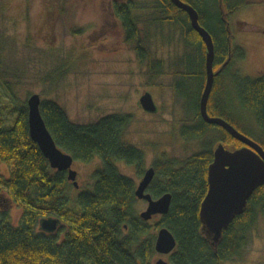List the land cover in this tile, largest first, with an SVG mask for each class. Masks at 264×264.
<instances>
[{
  "label": "trees",
  "instance_id": "16d2710c",
  "mask_svg": "<svg viewBox=\"0 0 264 264\" xmlns=\"http://www.w3.org/2000/svg\"><path fill=\"white\" fill-rule=\"evenodd\" d=\"M182 1L199 12L202 27L213 38L215 71L231 55L230 62L215 79L208 113L234 125V115L221 96L222 82L231 67L246 58V52L232 44L228 20L221 11V0H213L217 7L214 16L206 11L210 0ZM156 4V19L159 23L166 21L179 25L185 48L184 56L172 61L171 67L163 60L148 62L150 77L158 79L170 71L176 79L171 86L175 99L186 102L187 113L193 115L191 121L180 127L184 140H201L211 131H219L215 138L217 142L213 146L205 143L201 151L182 163L167 160L155 165L157 176L149 193L155 199L171 193L173 200L169 213L152 226L135 212L138 200L135 181L122 174L115 165L117 161H124L136 166L140 174L143 172L144 153L124 138L132 122L131 116L111 114L92 124L79 125L70 120L56 101H42V115L59 148L83 163L92 162L96 157L103 161V168L94 173V189L73 197V186L66 173L53 169L30 137L27 101L23 104L17 101L18 107L8 109L0 94V165L7 164L11 169L8 178L0 175V195L11 200L22 213L18 225L12 224L6 213L0 215V264H155L157 234L152 229L164 227L177 240L169 264H223L244 257L250 232L257 224L259 214H264V186L255 191L245 212L224 231L215 250L202 233L200 220L201 204L209 187L208 167L213 162L214 147L218 143L229 149H238L243 144L224 129L207 124L201 117L206 47L192 28L188 14L170 0H157ZM223 4L230 15L245 2L242 0L235 5L223 0ZM136 8L131 2L115 1L111 5V17L122 27L125 42L135 45L134 49L145 63L148 56L142 47L140 21L133 16ZM229 77L237 100L255 116L261 131L259 144L264 148V74L256 79L239 74H229ZM13 112L16 115L10 126L9 115ZM50 216L62 219L64 233H61L62 229L53 234L40 230V220Z\"/></svg>",
  "mask_w": 264,
  "mask_h": 264
},
{
  "label": "rangeland",
  "instance_id": "374dc122",
  "mask_svg": "<svg viewBox=\"0 0 264 264\" xmlns=\"http://www.w3.org/2000/svg\"><path fill=\"white\" fill-rule=\"evenodd\" d=\"M115 1L137 6L133 16L140 21L147 62L141 61L135 45L125 42L122 27L111 17V5ZM228 1L236 5L242 0ZM156 2L0 0V94L3 103L8 109H14L30 95L40 94L42 101H56L70 120L79 125L92 124L111 114L131 116L132 122L124 138L144 153L143 172L140 174L136 166L124 161H117L115 165L135 181L136 187L144 171L152 165L167 160L182 163L201 151L205 143L213 146L220 134L211 131L204 139L184 140L180 127L191 121L193 115L187 113L186 102L175 99L171 86L176 79L170 71L158 79L150 77L148 62L163 60L171 67L172 61L184 56L185 48L180 26L166 21L159 23L156 19ZM244 2L243 7L230 15L225 8L232 44L242 47L246 58L234 64L223 78L221 96L234 115L236 129L259 143L261 131L255 116L237 100L229 77V74H239L256 79L264 74V0ZM206 11L216 15L213 0L207 4ZM212 25L216 26L214 22ZM49 79L51 82H47ZM146 91L154 95L160 113L150 114L142 109L139 101ZM15 115L16 112L9 115L10 126L14 124ZM73 168L79 172L80 188L70 183L73 186L71 195L76 197L82 191L94 189V173L103 168V161L99 157L89 163L74 161ZM10 170L9 165H0V175L5 178L10 176ZM6 198L0 195V215L6 213L10 222L18 225L22 213ZM147 207V201L137 200L136 214L140 217ZM160 219L154 216L147 222L154 226ZM152 230L158 234L159 230ZM159 259L168 262L169 255L157 254L153 263ZM223 264H264V214H259L250 232L244 257Z\"/></svg>",
  "mask_w": 264,
  "mask_h": 264
},
{
  "label": "water",
  "instance_id": "95a60500",
  "mask_svg": "<svg viewBox=\"0 0 264 264\" xmlns=\"http://www.w3.org/2000/svg\"><path fill=\"white\" fill-rule=\"evenodd\" d=\"M177 8L186 12L192 28L200 35L206 47V83L200 98V114L204 122L224 129L232 138L243 144L242 147L230 150L223 143L214 147V159L208 167V192L202 201L200 220L202 233L217 249L223 238L224 231L229 228L234 219L242 215L255 191L264 186V148L248 136L241 133L234 125L221 117H211L208 104L216 77L231 60V55L223 66L215 71V45L211 34L202 27L199 12L182 0H170ZM221 11L226 19V10L221 0ZM227 27L230 29L229 22ZM142 109L148 113H157L159 108L153 95L146 92L140 98ZM42 98L40 94H32L27 100L28 127L31 139L39 146L50 166L59 172L67 171L68 180L79 188L78 173L72 168L74 158L59 148L48 129L41 112ZM156 175L155 168L146 170L143 179L136 188L138 200L148 202L146 211L140 214L144 221H149L155 215L165 216L169 213L173 196L166 193L155 199L147 191ZM64 226L59 217H46L40 220V230L53 234ZM177 248V240L167 228L158 231L155 243L157 254L169 255ZM156 264H169L159 259Z\"/></svg>",
  "mask_w": 264,
  "mask_h": 264
},
{
  "label": "flooded vegetation",
  "instance_id": "af4514ba",
  "mask_svg": "<svg viewBox=\"0 0 264 264\" xmlns=\"http://www.w3.org/2000/svg\"><path fill=\"white\" fill-rule=\"evenodd\" d=\"M147 67H148V71H149V66H147ZM146 92H147V91H146ZM150 93H151V92H150ZM144 94H145V93H144ZM151 94H152V93H151ZM152 95H153V94H152ZM153 98H154V95H153ZM154 101H156L155 98H154ZM155 103L157 104V102H155ZM157 106H158V108H159V111H158L157 113H150V114H158V113H160L161 108H160V106H159L158 104H157ZM145 112H146V111H145ZM147 113H148V112H147ZM74 161H77V160L74 159ZM73 165H74V163H73ZM152 167L155 168V166L152 165V166L149 167L148 169H150V168H152ZM72 168H73V166H72ZM73 169H74V168H73ZM148 169H147V170H148ZM74 170H75V169H74ZM155 170H156V168H155ZM57 171H58V170H57ZM76 171H77V170H76ZM63 172L66 173V176H67V179H68V172H67V171H63ZM145 172H146V170L144 171L143 176H144ZM77 173H78V176H77V181H78V178H79V172L77 171ZM143 176H142V179H143ZM156 176H157V171H156V175H155V177H154V179H153L151 185H152L153 182L155 181ZM142 179H141V180H142ZM68 181H69V180H68ZM69 182L72 183V185H73V182H71V181H69ZM140 182H141V181H140ZM140 182H139V184H140ZM78 183H79V182H78ZM139 184H138V185H139ZM151 185H150V186H151ZM150 186H149V188H150ZM137 187H138V186H137ZM137 187H136V188H137ZM79 188H80V184H79ZM79 188H78V189H79ZM149 188H148V190H147L148 192H149ZM155 216H157V217H162L161 215H155ZM153 217H154V216H153ZM171 254H172V253H171ZM171 254H169V257H170Z\"/></svg>",
  "mask_w": 264,
  "mask_h": 264
}]
</instances>
